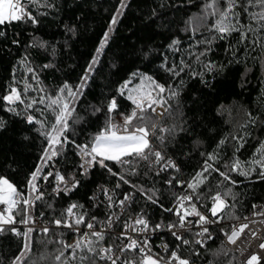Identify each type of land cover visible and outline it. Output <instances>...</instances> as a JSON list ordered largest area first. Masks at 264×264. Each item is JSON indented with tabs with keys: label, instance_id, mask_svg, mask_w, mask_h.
<instances>
[{
	"label": "trees",
	"instance_id": "obj_1",
	"mask_svg": "<svg viewBox=\"0 0 264 264\" xmlns=\"http://www.w3.org/2000/svg\"><path fill=\"white\" fill-rule=\"evenodd\" d=\"M208 2L127 0L122 15L111 28L121 0H40V6L28 7L38 23L27 21L0 26L3 33L0 35V122H3L0 177L7 178L21 192L29 190L31 174L41 165L48 147L40 125L29 124L25 117L30 114L50 123L54 116L46 108L47 99L45 104L25 111L24 104L9 105L2 97L15 87L21 91L25 104L41 96L55 98L65 84L75 90L89 66L93 68L83 94L76 101L73 120L69 121L67 136L75 143H68L56 160L48 161L42 170L44 175L49 172L52 175L41 190L43 199L36 201L33 209L53 228L47 235L32 233L30 260L38 259L45 251L54 254L60 247L55 241L63 239L68 243L75 236L67 228L52 223L54 219H62L71 204L82 206L74 211L86 214L85 223L95 217L96 226L113 214L120 219L143 214L152 226L176 222L178 198L189 194L208 211L213 205V196L217 193L224 196L230 190L231 195L226 199L232 207L225 212L238 219L254 204L264 205V177L260 176L259 166L252 165L253 160L261 158L264 145V51L250 46L248 40L241 41L239 33L219 39L215 31H209L214 17H209L207 24L197 30L195 18L205 15L204 6ZM244 2L241 0L242 6ZM258 10L248 9L249 12ZM237 11L242 24L251 22L242 7ZM105 33L109 39L93 65ZM28 68L34 69L36 79ZM144 77L178 92L176 98H168L170 115L166 113L159 120L162 127L175 128V132L166 135L163 144L153 137L152 144L164 155L165 161L173 160L179 170H162L163 161L160 165L140 161L134 169L136 174L130 175L121 165L107 162L113 172L124 175L129 183L120 181L119 175H112L98 164L82 171L75 145L90 144L109 115L116 121L128 114L133 108L127 99L128 92L140 83L148 84ZM25 82L31 85L27 92H24ZM125 84L127 88L121 95ZM112 99L116 100L117 110L109 114L107 108ZM10 107L16 112L8 111ZM210 154H215L217 159L208 160ZM206 160L221 172L228 171L226 166L235 160L245 170L255 167V171L247 177L230 171L231 180L236 181L232 184L210 170L203 173L205 182L193 192L187 185L202 172ZM57 173L65 177L68 185L74 179L79 182L78 186L57 194L52 183ZM43 181L41 177L37 185ZM145 193L157 202L148 200ZM125 195L131 201L120 206L119 201ZM20 219L21 215H16V220ZM238 219L221 221L228 224ZM10 227H5L6 231L0 234V264H12L23 246V237L7 231ZM226 228L227 225L214 227L208 248L198 255L189 253L188 257L199 264H241L236 254L223 244ZM104 234L103 245L115 246L114 236ZM44 240L53 243L42 244ZM40 264H52V261L49 258Z\"/></svg>",
	"mask_w": 264,
	"mask_h": 264
},
{
	"label": "snow or ice",
	"instance_id": "obj_2",
	"mask_svg": "<svg viewBox=\"0 0 264 264\" xmlns=\"http://www.w3.org/2000/svg\"><path fill=\"white\" fill-rule=\"evenodd\" d=\"M30 5L40 6V0H0V26L27 21H31L33 24L38 23L36 17L28 11ZM126 6V0H121L117 14L112 19V25L117 23V17L122 15L123 9ZM241 7L247 14L248 20L254 22L255 26H253L251 22L247 25L240 22V13L237 9ZM249 7L258 8L259 10L249 12ZM204 12V16L195 18L197 21V30L200 25L207 24L209 17H214L209 31H215L219 39H227L233 33H239L241 41L248 40L250 46L253 48L259 47L264 51V35L261 34L264 32V0H245L243 6L241 5V0H223V7H221V0H210V2L205 4ZM110 31H112L111 28L109 29V32ZM250 33L251 38L249 37ZM0 35H3V33L0 32ZM108 39L109 34L105 33L100 43V48L98 49V55L106 46ZM173 43L178 44L179 41H174ZM96 62V60H93V65ZM45 67H47V65H45ZM92 70V65H90L88 72L90 73ZM28 71L34 74V69L28 68ZM169 71H174V69H169ZM174 74L178 75V73L175 72ZM33 78L36 79L35 74ZM88 78L89 76L86 73L81 84L75 90H73L70 85L65 84L59 89V95L55 98L41 96L38 100L32 99L25 104L24 99H22L21 91L15 87L11 88L9 93L2 97L9 105L16 104L17 102H19V104H24L25 111L33 108L37 104H45L47 99L46 108L51 111L54 120L50 123H46L45 121L36 119L30 114L25 117L29 124L35 123L40 125V130L48 141V147L42 157L41 165L31 174L29 192L27 195L21 193L7 178L0 177V205L6 206L5 210L0 211V234L6 231V225L11 226L17 223L16 215H21L19 221L21 224H35L36 221L30 214V209L34 207L36 201L43 199V193L40 192L37 181L41 179V177L46 181L48 177L52 175L51 172L47 175L43 174L42 170L47 166V162L59 156L68 143H75L74 141H70L67 136L71 127L69 121L73 120L76 101L78 97L83 94V88ZM144 80L148 82L147 86L141 84L129 90L127 99L131 101L133 108L128 114L122 115V122H116L111 115H109L105 126L95 134L90 144L75 145L81 155L82 163L80 167L82 169L87 171L88 168L98 164L112 175H119L120 181L124 183H129V181L125 179L124 175L113 172L112 169L108 167L107 162L121 165L130 175L136 174L134 169L140 161L148 162L149 165H160L163 161L162 170H167L168 168L179 170L171 159L165 161L164 155L155 149L151 139L155 137L163 144L166 135L174 134L175 128L162 127L158 118L164 116L166 113L170 115L168 98H176L178 92L170 87L166 88L164 85L152 80L151 77H144ZM37 82L39 81L37 80ZM30 87L31 85L25 82L24 92H27ZM125 88H127V84L122 86L120 90L121 95L124 94ZM40 91L43 92V89H40ZM158 109L161 111H158ZM116 110V100L112 99L108 105L107 111L111 114ZM8 111L16 112V109L10 107ZM16 114L19 115L20 113L17 112ZM154 116L157 117V119H154ZM2 127L3 122H0V128ZM157 132L160 133L159 136H157ZM223 143L224 141H221V144ZM260 156V159L252 161V165H258L261 169L260 176L264 177V145L261 146ZM216 159L217 156L215 154H210L208 156V160L215 161ZM208 160L205 161L204 169L201 173L197 174L194 182L187 185L193 192L205 182L206 178L203 176V173L210 170L216 171L224 180L230 181L232 184H236V181L231 180L228 174L230 171L239 172L240 175L245 177L255 171V167H249L245 170L244 165L239 160H235L230 166H226L228 171L221 172L218 168H215L214 165L208 163ZM56 180L59 182L57 188L54 190L57 194L60 191H71L78 186L79 183L73 179L72 186L69 187L65 177L58 173L56 174ZM168 183L171 184L172 181L169 180ZM59 184H64V188H60ZM117 187H119V185H117ZM141 191L143 190L141 189ZM145 195L147 199L151 200L153 203L157 202L153 199L152 195H148L147 193H145ZM227 195H231L230 190L228 193H225L224 196L217 193L212 197L213 205L209 209L211 216L214 218L212 220L197 210L196 205L192 203L193 195L191 194L178 198L177 207L174 212L178 220L174 223L168 225L156 224L153 227L143 214L138 215L131 222H125V231L117 237L121 240H128V243L122 246H116V248L104 246L102 243L105 240L104 232L95 231L96 225L93 222L85 223V213L74 211L82 206L71 204L62 214L63 218L54 219L52 223L57 227L63 226L72 229L77 233V239L71 244L63 239H59L55 242L58 243L60 247L56 249L54 254L45 251L38 259L30 260L29 257L32 254V233L42 232L47 235L51 229L48 226H42L40 229L27 227L26 231L20 232L17 228L10 227L7 231L23 237L22 249L13 260L12 264H25V261H28V264H40L41 261H46L49 258L52 264H98L99 261H103L105 264H118V262H120V264H137V261L134 260L125 259L122 262L120 261L124 253L128 251L135 252L137 249L141 253L138 264H164L162 258H157L156 254L151 252L147 239L140 241L128 235V232L131 231L140 234L166 227L168 231L183 244L188 245L190 243H195L204 247L206 241L203 237L207 236V239L213 238L206 225L219 223L225 218L238 219V217H235L230 212H225L226 209L232 207L227 202ZM108 199L110 201L109 207H111L112 197L109 196ZM130 199L131 197L129 195H125L124 199L119 201V204L123 206ZM186 202L190 207H185ZM49 207H51V205H49ZM253 207H255V205ZM165 211H173V209H165ZM256 215L264 216V211L256 213ZM191 216L198 217L197 226L201 229L199 232L195 233V235L201 237V239H196L195 241H189L183 234H178L177 231H173V229H185V231L190 232L191 228L186 226L191 225L192 222L189 220ZM115 219L118 220L119 217H115ZM91 220L95 221L96 218L92 217ZM107 223L111 225L113 219L110 217ZM81 225L86 227L89 231L81 233ZM248 228V223L239 224L238 226L233 225L230 231H225L223 234L226 236L229 243L236 244L245 229ZM250 235L253 239L258 238V233L256 231H251ZM41 243L47 245L53 243V241L44 240L41 241ZM258 247L264 250V241H262ZM177 248H179V246H177ZM165 250H167L166 245ZM196 254L198 255L199 253ZM262 260H264V257L259 253H252L246 259L245 264H261ZM173 262H175V264H191V261L182 258L176 250L171 252L170 258L166 264H173Z\"/></svg>",
	"mask_w": 264,
	"mask_h": 264
},
{
	"label": "built area",
	"instance_id": "obj_3",
	"mask_svg": "<svg viewBox=\"0 0 264 264\" xmlns=\"http://www.w3.org/2000/svg\"><path fill=\"white\" fill-rule=\"evenodd\" d=\"M28 11H30V10L28 9ZM158 111H161V110L158 109ZM163 117L164 116H161L158 119H162ZM78 156L80 158V165H81L82 160H81L80 152H79ZM56 158L57 157L53 158L52 161H55ZM177 168H178V165H177ZM82 171L86 172L84 169H82ZM48 180H49V177L46 181L44 180L42 183H40V185H38L40 192H41L42 188H44L47 185ZM52 183L54 185V190H55L58 186V183H59L56 180V177L52 180ZM63 186H64V184H59L60 188H62ZM68 186L71 187L72 183L69 184ZM28 192H29V190L27 191V193H25V192H21V193H24L25 195H27ZM129 201H131V199ZM129 201H127V202H129ZM192 203H194L196 205V208L200 213L207 216L210 220L214 219L211 216L209 210L208 211L204 210L202 208V206L199 204V202L195 201L194 198H193ZM254 205H255V207H252L243 217L239 218L237 221H234V222H231L228 224L220 221L219 223H213V224L206 225L209 228V232L212 236V229L214 227H217L220 225H227L228 228H226L225 231H230L231 227L233 225L238 226L239 224H243V223L249 224V228L245 229L244 233L237 240L236 244L229 243L227 241L226 236L223 234L224 246L236 254V256H237V258L241 264H245L246 259L252 253H259L262 257H264V250H261L258 247V245L262 241H264V216L256 215V213H260V212L264 211V205L262 203H256ZM5 207L6 206L0 205V211L5 210ZM176 207H175V209H176ZM185 207H190V205L186 202ZM30 214L32 215V217L36 221L34 225H31V224L30 225H24V224L19 223L20 220H17V223L15 225H11V226L17 228L20 232L26 231L27 227H34L36 229H40L42 226H48L50 229L53 228V225L49 221L44 220L42 217L36 215L33 208L30 209ZM110 217L113 219V223L111 225H109L107 223V221L109 220ZM110 217L100 226H96L94 230L95 231H103L104 233L112 234L114 236L115 243H116L115 246H112L114 248H116V246H122V245L127 244L128 240H126V239L121 240V239H118L117 237H119L121 235V233H123L125 231V228H124L125 222H131L137 216H134V217H131L128 219H120V217H119L118 220L115 219V217H117L116 214L115 215L113 214ZM189 220L192 223L190 226H186V227L191 228L190 232L185 231V229H173V231H177L178 234H183L184 237L186 239H188L189 241H195L196 239H201V237H197L195 235L196 232H199L201 230L200 227L197 226L198 217L191 216V217H189ZM90 222L95 223V221H92V220H90ZM171 223H174V222H168L165 225H168ZM5 227H8V226L6 225ZM68 230L72 231L75 234V236L68 242L69 244H71L77 239V233H75L72 229H68ZM86 231H89V230L86 229V227L80 226V232L81 233L86 232ZM251 231H256L258 233V238L253 239L250 235ZM128 235H131L133 238H136L140 241L147 239L148 243L150 245V248H151V252L153 254H156L157 258H162V262H164V264H166V262L169 260L171 252L174 250L178 251L179 255L182 258H185V259H188L189 261H191V264H199V262L191 260L190 257H188V254L189 253H199L201 250H206L208 248L209 244L211 243V241L213 240V238L207 239V236H205V237H203V239L206 241L204 247H201L199 244H195V243H190L188 245H185L180 240H177L176 237L173 236L172 233L170 231H168V229L166 227H161L160 229H157L155 231L150 230L148 232L140 233V234L129 231ZM170 239H172L171 242H170ZM165 245L167 246V250H165ZM177 246H179V248H177ZM140 256H141V253L139 252L138 249L135 252L128 251V252L124 253L123 256H121L120 261L122 262L125 259L138 261L140 259ZM99 264H105V262L99 261ZM118 264H120V262H118ZM173 264H175V262H173ZM204 264H208V263H204ZM261 264H264V260H262Z\"/></svg>",
	"mask_w": 264,
	"mask_h": 264
},
{
	"label": "rangeland",
	"instance_id": "obj_4",
	"mask_svg": "<svg viewBox=\"0 0 264 264\" xmlns=\"http://www.w3.org/2000/svg\"><path fill=\"white\" fill-rule=\"evenodd\" d=\"M127 1V0H126ZM123 11H124V9H123ZM116 16V15H115ZM121 16V15H120ZM120 16H118L117 17V20L119 19V17ZM114 27V25H112V22H111V28H113ZM99 48H100V46H99ZM98 48V49H99ZM104 49V48H103ZM103 51V50H102ZM102 51L99 53V55H98V50H97V53H96V55H95V57H94V60H98V58H99V56H100V54L102 53ZM88 74V76H89V72L87 73ZM141 84H144L145 86H147V83H140L138 86H140ZM137 86V87H138ZM134 88V87H133ZM136 88V87H135ZM160 120V119H159ZM116 122H122V117H118V119L116 120Z\"/></svg>",
	"mask_w": 264,
	"mask_h": 264
}]
</instances>
